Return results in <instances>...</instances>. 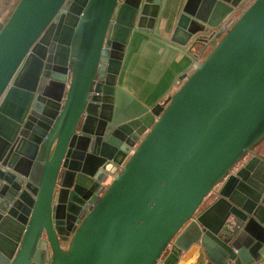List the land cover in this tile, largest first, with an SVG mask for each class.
<instances>
[{
    "label": "water",
    "instance_id": "obj_1",
    "mask_svg": "<svg viewBox=\"0 0 264 264\" xmlns=\"http://www.w3.org/2000/svg\"><path fill=\"white\" fill-rule=\"evenodd\" d=\"M166 2L17 0L0 22V264L264 259V0H185L168 41L200 60L146 107L117 76Z\"/></svg>",
    "mask_w": 264,
    "mask_h": 264
},
{
    "label": "crops",
    "instance_id": "obj_2",
    "mask_svg": "<svg viewBox=\"0 0 264 264\" xmlns=\"http://www.w3.org/2000/svg\"><path fill=\"white\" fill-rule=\"evenodd\" d=\"M184 1L167 0L165 11L169 15L167 24H164L165 20L160 24V36H154L152 32H134L127 43L117 84L146 107L164 101L177 88L179 76L188 72L195 60L185 50L168 41L172 19ZM16 2L17 0L0 2V22ZM254 150L264 152V140ZM214 198L212 192L202 204V208L208 206ZM176 264L212 263L208 262L201 246L193 244L180 253ZM252 264H264V259Z\"/></svg>",
    "mask_w": 264,
    "mask_h": 264
},
{
    "label": "built area",
    "instance_id": "obj_3",
    "mask_svg": "<svg viewBox=\"0 0 264 264\" xmlns=\"http://www.w3.org/2000/svg\"><path fill=\"white\" fill-rule=\"evenodd\" d=\"M221 28H222L223 30H226V27H224V25H221ZM199 60H200V58H198L197 60H194L193 63H192V65H191V68H194L195 64H196Z\"/></svg>",
    "mask_w": 264,
    "mask_h": 264
},
{
    "label": "flooded vegetation",
    "instance_id": "obj_4",
    "mask_svg": "<svg viewBox=\"0 0 264 264\" xmlns=\"http://www.w3.org/2000/svg\"><path fill=\"white\" fill-rule=\"evenodd\" d=\"M263 140H264V139H263ZM263 140H262L261 142H259V144H260V143H262V142H263ZM0 169H2V170H4V171H5L7 168H6L5 166H1V165H0Z\"/></svg>",
    "mask_w": 264,
    "mask_h": 264
},
{
    "label": "trees",
    "instance_id": "obj_5",
    "mask_svg": "<svg viewBox=\"0 0 264 264\" xmlns=\"http://www.w3.org/2000/svg\"><path fill=\"white\" fill-rule=\"evenodd\" d=\"M14 7V6H13ZM13 7L10 9V11L8 12L7 16L5 17V19L3 21H5L7 19V17L9 16L10 12L12 11Z\"/></svg>",
    "mask_w": 264,
    "mask_h": 264
}]
</instances>
